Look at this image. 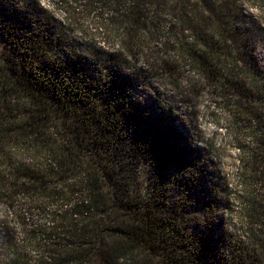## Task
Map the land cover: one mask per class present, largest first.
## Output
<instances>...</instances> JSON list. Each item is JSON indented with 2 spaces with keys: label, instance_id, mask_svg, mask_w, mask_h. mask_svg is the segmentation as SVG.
Segmentation results:
<instances>
[{
  "label": "trees",
  "instance_id": "1",
  "mask_svg": "<svg viewBox=\"0 0 264 264\" xmlns=\"http://www.w3.org/2000/svg\"><path fill=\"white\" fill-rule=\"evenodd\" d=\"M156 1L132 0L130 26ZM244 1L178 0L264 171V24ZM121 56L79 44L36 0H0V208L70 207L39 264H264V243L229 227L209 150Z\"/></svg>",
  "mask_w": 264,
  "mask_h": 264
},
{
  "label": "rangeland",
  "instance_id": "2",
  "mask_svg": "<svg viewBox=\"0 0 264 264\" xmlns=\"http://www.w3.org/2000/svg\"><path fill=\"white\" fill-rule=\"evenodd\" d=\"M36 1L79 44L91 42L119 53L126 68L144 76L145 89L172 106L196 144L215 159L228 185L231 230L253 244L264 243V171L253 159L259 134L232 87L212 82L201 70L204 51L191 28L182 25L188 17L178 0L156 1L143 9L144 19L134 26L128 21L132 0H121V5L113 0ZM244 8L252 20L264 24V0H245ZM44 208H0V264H39L45 259L54 215L70 207L60 203ZM17 212L22 216L17 218Z\"/></svg>",
  "mask_w": 264,
  "mask_h": 264
}]
</instances>
